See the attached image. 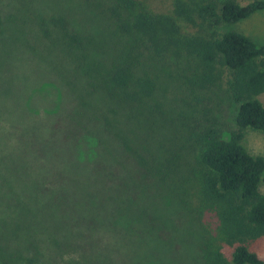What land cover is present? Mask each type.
Here are the masks:
<instances>
[{
	"label": "trees",
	"instance_id": "trees-1",
	"mask_svg": "<svg viewBox=\"0 0 264 264\" xmlns=\"http://www.w3.org/2000/svg\"><path fill=\"white\" fill-rule=\"evenodd\" d=\"M106 12L113 34L109 35L110 45L105 56L99 55L101 46L91 45L101 64L94 63L89 75L95 74V81L99 79L97 86L102 94L121 105L126 123L118 126L119 113L112 119L107 116L94 119L95 109L80 111L72 106L70 121L64 124L53 121L48 136L64 132L60 139L72 143L85 138L89 131L82 127L79 118L84 114L89 128L103 129V134L115 143V165L127 168L130 162L135 164L131 171L125 170L126 182L140 185V160L147 163L152 160L140 149V117L159 112L164 106L157 94L159 83L175 80L185 92L179 97L182 108L177 111V117L189 121L188 139L198 146L194 195L204 211L213 212L218 220V240L205 232L199 246L200 262L264 264L250 249L252 242L264 238V193L260 191L264 181V156L251 155L242 145L244 130L264 134V106L257 98L264 93V44L240 32L220 29L264 12V0L247 4H241V0H170L166 11L154 9L145 0H112ZM81 29L68 33L63 26L68 45L80 51L77 56L71 51L78 64L85 60L80 54L88 50L85 44L90 46L88 40L94 38ZM89 86L94 88L93 82ZM223 103L237 106L236 129L227 138L222 136L213 116V110L221 108ZM187 108L192 111H186ZM193 111L199 115L196 120L197 114ZM38 146L28 148V154L38 160L36 165L34 161L30 165L38 181L27 190L37 193L39 185V192L50 195L36 206L35 201L29 199L24 203L20 197L28 191L0 193V204L6 212L0 219L1 263L46 264L47 260L61 256L57 264H73L72 261L88 264L89 257H96V264H102V256L81 248L89 243L88 239L96 245L108 237L116 241L117 254L118 251L120 255L123 251L125 255L131 254L132 264H140V220L128 228L130 218L133 219L132 207L123 208L125 202H133L135 193L130 194V188L116 180L110 186L113 179L107 173L106 176L101 173L99 179L98 174L95 177L88 172L74 174L62 166L65 163L61 157L44 162ZM161 168L162 164L159 168L156 166L158 172ZM47 183L52 187H46ZM117 193L124 196L121 203L112 198ZM20 204L29 209H19ZM40 208L46 210L49 220L60 218V232L48 237L62 243L61 254L44 249L40 242L29 241V235L17 227L33 222L30 217L39 219ZM122 209L129 213L124 220ZM76 223L83 224L88 232H73ZM14 236L23 241L15 245ZM81 238L86 242L77 243ZM224 246L232 249L229 257ZM116 256L107 255L105 264H118Z\"/></svg>",
	"mask_w": 264,
	"mask_h": 264
},
{
	"label": "rangeland",
	"instance_id": "rangeland-1",
	"mask_svg": "<svg viewBox=\"0 0 264 264\" xmlns=\"http://www.w3.org/2000/svg\"><path fill=\"white\" fill-rule=\"evenodd\" d=\"M145 1L159 11H166L170 5V0ZM250 1L241 0V4ZM111 3L112 0H0V193L19 194L35 186L33 183L38 180L30 165L33 161L36 165L38 160L28 154V148L39 145L44 162L61 157L65 163L62 166L74 174L80 172L85 175L88 172L92 177L98 174L99 179L101 173L102 176L107 173L113 179L110 186L116 180L118 184L124 183L122 186L127 185L130 194L135 193L133 202H125L123 208L132 207L133 219L130 218L131 226L128 228L137 225L140 220V264H201L199 246L203 235L210 232L211 237L218 240V220L213 212L204 211L197 195H194L197 192L194 175L198 146L188 139L189 121L177 117V111L182 108L179 97L185 94L178 82L161 81L157 94L162 97L164 106L159 112L140 117V149L143 148V153L152 159L148 163L140 160V185L126 182V171H131L135 164L130 162L127 168L115 165V143L103 134V129L89 128L87 118L82 116L84 114L79 115V118L83 122L82 127L89 131L85 138L72 143L60 139L61 135H65L64 132L48 136L53 121L59 124L70 121L72 106L80 111L95 109L97 114L94 119H103L105 116L112 119L119 113L118 126L126 123L121 105L102 94L97 86L99 79L95 81V74L93 77L89 75L94 63L101 64L91 45L95 43L101 46L100 56H105L110 45L109 35L113 34L111 19L105 13ZM63 26L68 33L80 27L94 35L93 39L88 40L90 46L85 44L89 51L80 53L85 56V60L79 64L73 53L77 56L80 51L68 45ZM220 29L240 32L254 42L264 44V12ZM91 82L94 88L89 86ZM174 92L177 94L174 95ZM257 98L264 106V93ZM186 111L192 110L187 108ZM236 111L237 106L227 103L213 110L217 127L224 138L236 129ZM55 131L59 130L52 132ZM242 145L251 155L264 156L263 133L244 130ZM161 164L162 168L158 172L156 166L159 168ZM45 186L52 187L50 183ZM39 187L36 186L38 196L36 192L29 191L20 195L26 201L24 203L31 199L38 206L48 199L47 195L50 194L45 193L44 196L42 190L39 192ZM53 191L57 192L56 189ZM260 191L264 193V181ZM136 194L139 195L136 197ZM112 198L119 203L124 200L120 193ZM19 209L28 210L29 207L20 204ZM38 213L39 219L30 217L33 222L17 225L23 229L18 230L29 235V241L40 242L44 249L61 254L62 243L48 237L49 234L55 236V232H60V218L49 220L46 210L41 208ZM120 213L123 214L122 220L127 218L125 214H129L126 209ZM5 215V209L0 204V219ZM36 231L38 234L34 233ZM75 231L88 232L81 223L75 224ZM22 241L17 236L12 240L15 245ZM87 241L89 243L81 249L98 253V257L104 259L102 264H105L107 255L112 256L113 253L117 255L118 264H132L133 255H125L124 251L122 255L119 251L117 254L115 240L107 237L96 245L92 240ZM76 242L83 243L86 240L81 238ZM223 249L229 257L232 249L226 246ZM250 249L264 260V238L252 242ZM51 259L46 264H54V261L56 263L62 258ZM89 259L88 264L97 263L96 257Z\"/></svg>",
	"mask_w": 264,
	"mask_h": 264
}]
</instances>
